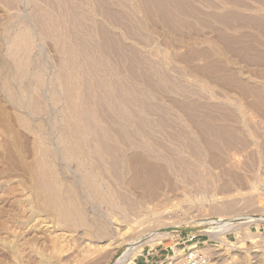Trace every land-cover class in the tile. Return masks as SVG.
I'll return each instance as SVG.
<instances>
[{
	"label": "rangeland",
	"instance_id": "obj_1",
	"mask_svg": "<svg viewBox=\"0 0 264 264\" xmlns=\"http://www.w3.org/2000/svg\"><path fill=\"white\" fill-rule=\"evenodd\" d=\"M190 237L264 264V0H0V264Z\"/></svg>",
	"mask_w": 264,
	"mask_h": 264
},
{
	"label": "built area",
	"instance_id": "obj_2",
	"mask_svg": "<svg viewBox=\"0 0 264 264\" xmlns=\"http://www.w3.org/2000/svg\"><path fill=\"white\" fill-rule=\"evenodd\" d=\"M194 239L195 237H190L188 240L190 244L182 250L177 245L171 247L170 256L162 264H210L208 254L193 243Z\"/></svg>",
	"mask_w": 264,
	"mask_h": 264
},
{
	"label": "bare ground",
	"instance_id": "obj_3",
	"mask_svg": "<svg viewBox=\"0 0 264 264\" xmlns=\"http://www.w3.org/2000/svg\"><path fill=\"white\" fill-rule=\"evenodd\" d=\"M171 1H172V0H171ZM174 1H175V0H174ZM177 1H178V0H177ZM164 2H166V1H164ZM176 3L178 4V2H176ZM202 224L204 225V224H208V223H202ZM199 225H200V224H199ZM206 226H207V225H206Z\"/></svg>",
	"mask_w": 264,
	"mask_h": 264
}]
</instances>
